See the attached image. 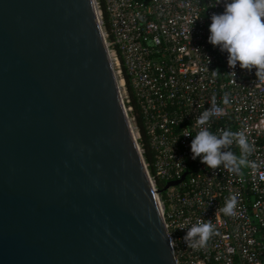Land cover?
I'll use <instances>...</instances> for the list:
<instances>
[{"label":"water","instance_id":"water-1","mask_svg":"<svg viewBox=\"0 0 264 264\" xmlns=\"http://www.w3.org/2000/svg\"><path fill=\"white\" fill-rule=\"evenodd\" d=\"M0 264H176L94 0H0Z\"/></svg>","mask_w":264,"mask_h":264},{"label":"built area","instance_id":"built-area-1","mask_svg":"<svg viewBox=\"0 0 264 264\" xmlns=\"http://www.w3.org/2000/svg\"><path fill=\"white\" fill-rule=\"evenodd\" d=\"M94 2L176 264H264V78L255 69H230L227 53L208 42L211 15L222 13L223 3ZM213 97L223 114L210 130L242 133L252 145L238 173L192 159L193 136H184L188 129L195 135L196 120ZM230 150L241 155L235 143ZM231 195L235 215L226 216L217 209ZM198 220H212L215 235L203 248H188L183 237Z\"/></svg>","mask_w":264,"mask_h":264},{"label":"clouds","instance_id":"clouds-1","mask_svg":"<svg viewBox=\"0 0 264 264\" xmlns=\"http://www.w3.org/2000/svg\"><path fill=\"white\" fill-rule=\"evenodd\" d=\"M223 3L222 13H213L209 25L208 42L227 53V64L230 69L237 65L242 70L255 69L257 78H264V0H217ZM234 73L235 72H231ZM219 74L218 70L213 75ZM229 94L224 93L222 104H229ZM223 114V108L215 97L211 105L205 109L196 120L195 135L191 129L184 132V136L192 135L190 148L192 159L200 158V162L215 171L223 167L238 173L246 164L244 154L252 151V145L239 132L225 130L217 134L210 130L214 117ZM236 144L241 155H236L230 146ZM237 199L235 195L225 198L224 206L217 210L226 216L235 215ZM215 235L212 220H198L192 223L183 237L188 248H203L211 237Z\"/></svg>","mask_w":264,"mask_h":264},{"label":"trees","instance_id":"trees-1","mask_svg":"<svg viewBox=\"0 0 264 264\" xmlns=\"http://www.w3.org/2000/svg\"><path fill=\"white\" fill-rule=\"evenodd\" d=\"M105 19H106V17L104 18V25H105V27L107 28V24H106ZM135 112H136V110H135ZM137 118H138V125H139V127H140V117L137 116ZM140 130H141L142 140H143L144 143H146L144 132H143L142 129H140ZM146 156H147V155H146ZM146 159L149 160L148 158H146Z\"/></svg>","mask_w":264,"mask_h":264},{"label":"bare ground","instance_id":"bare-ground-1","mask_svg":"<svg viewBox=\"0 0 264 264\" xmlns=\"http://www.w3.org/2000/svg\"><path fill=\"white\" fill-rule=\"evenodd\" d=\"M120 83H121V81H120ZM120 83H119V84H120Z\"/></svg>","mask_w":264,"mask_h":264}]
</instances>
